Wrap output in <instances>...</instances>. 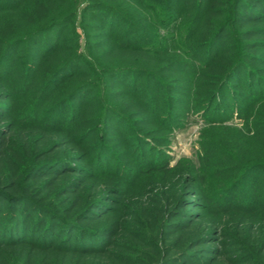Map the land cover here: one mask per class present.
Instances as JSON below:
<instances>
[{
  "label": "rangeland",
  "instance_id": "rangeland-1",
  "mask_svg": "<svg viewBox=\"0 0 264 264\" xmlns=\"http://www.w3.org/2000/svg\"><path fill=\"white\" fill-rule=\"evenodd\" d=\"M77 1L79 9L71 2L56 1L63 9H76L78 15L71 24L75 32L65 41L67 49L61 53V59L55 56L49 67L50 62L42 56V50L27 44L19 52L8 54L12 68L0 63V81L4 78L7 82L3 81L7 91L0 94V112L7 113L3 116L5 119H0V131L4 133V125L14 120L18 105L29 103L39 96L46 78L44 75L53 65H61L70 53L84 55V61L87 62L82 67L84 76L79 80L64 82L56 90L60 98L77 84H94L82 106H79L83 116L78 126L74 127L73 134L68 132L65 135L60 131L52 133L55 135L54 140L46 148L54 142H62V146L59 147L58 143L51 156H44L34 165L48 158L66 157L75 159L74 163L84 167L85 173L83 170L66 168L68 172L54 178L53 170H45L29 180L24 189L28 195H35L36 203L43 205L47 197L54 200L53 204L59 207L57 211L61 213L57 222L61 219L60 222H72L77 228L100 231L102 235H107L106 239L110 242L104 240L106 245H103L100 240L90 239L84 243L88 247H102V256L97 251L69 254L59 249V246L45 250L3 244L0 246V264H205L213 257L221 259L214 264H232L230 260H235L236 264H264V98L255 99L246 119L240 117L238 109H234L230 118L223 122L212 123L204 119L201 106L193 111L191 109L199 101L198 97L193 96L195 87L204 83L205 79L202 76L197 78L190 70L191 65L182 63L183 57L178 55L179 50L172 48L179 41L185 39L184 43L194 35V28L189 31L190 22H184L183 18L180 23L171 21L167 25L156 10L142 14L145 9L142 2L145 0H119L117 3H123L117 4L119 7L109 0H96L107 5L113 4L151 36L157 34L152 39L153 43L170 52L173 49L174 53L167 50L155 54L125 52L115 47L112 28L101 23L99 14H85L83 6L86 0ZM18 2L12 0L10 8H4L8 4L0 3V56L5 44L34 26L35 16L30 13L33 5L28 3L19 10ZM127 5L134 10L126 9ZM134 40L137 44L146 45L136 36ZM189 42L184 44L191 49L192 40ZM29 50L37 53L38 61L28 57ZM122 55L125 56L120 58ZM2 59L0 57V61ZM35 61L36 65L33 64ZM117 61H121V65L143 67L147 72L155 73L158 75L153 78L156 79L155 84L150 85L148 78L140 77L137 88L132 79L117 84L100 74L102 69H110L120 63ZM169 67L172 68L167 71ZM159 79L165 85L174 83L178 88L181 87L184 92H188V98L172 92L173 89H162ZM177 79L182 82H175ZM247 82L244 75L243 84L233 87L245 93L249 87ZM202 86L205 87V84ZM54 96L43 102L46 105L43 107L53 105ZM171 98L180 99L184 104L176 103ZM147 100L149 106L144 104ZM110 109L117 114L113 113V118L108 119L111 128L108 130L107 142L112 141L109 149L118 160L123 161L125 167V171L114 172L117 176L100 173V169L113 170L115 161L108 153L102 152L101 157H98L100 144H105L101 122L103 117L110 115ZM171 111L176 113L181 122L179 125L174 122L166 128L164 119ZM96 123H99L100 133L91 130L96 127ZM17 128H13L15 139L12 143L15 146L20 145ZM21 130L27 132L23 128ZM52 134L50 136L53 137ZM33 139L31 137V141ZM38 144L34 147L42 149L39 157L48 153L46 148L43 149L44 146L39 148ZM28 150L30 155L32 150L36 152L31 146ZM140 151L149 155L145 161L150 167L158 159V153L166 155L169 170L141 169L144 172L138 173L137 168L142 165L139 160L141 155L137 154ZM11 154L16 158L13 152L3 158L14 164ZM3 158L0 159V172L7 171ZM96 158L101 159L99 161ZM133 173H138L134 179L131 178ZM104 175L110 178L105 180ZM239 179H242L241 187L234 193L229 192L227 185ZM109 189L112 191L106 193ZM104 193L108 197L103 210L92 208L85 212L86 216L77 218L82 209L94 201L93 196L97 198ZM0 198V233L8 234L4 229L5 224L10 225L14 218L16 223L11 224V229L21 233L18 216L21 218L23 212L18 213L16 206L7 207L2 196ZM30 213L33 214L29 232L38 219L35 212ZM77 221L79 226H76ZM151 222H155L157 227H152ZM49 223L50 220H46V224ZM72 229L75 228L70 227L69 231ZM38 239L45 241L41 235ZM183 254L187 255L183 257ZM176 258L179 259L174 261ZM249 258L253 262H248Z\"/></svg>",
  "mask_w": 264,
  "mask_h": 264
},
{
  "label": "trees",
  "instance_id": "trees-1",
  "mask_svg": "<svg viewBox=\"0 0 264 264\" xmlns=\"http://www.w3.org/2000/svg\"><path fill=\"white\" fill-rule=\"evenodd\" d=\"M51 1L52 3L49 4L48 0H19V10H22L23 6L28 3L33 5V10H31L30 13L35 16V22H33L34 26L22 31V33L18 35V38L5 44L3 53L0 56L3 59L0 63L12 68L8 61V54H14L16 51L19 52L20 49L27 44H33V46L42 50V56L48 59L49 62L55 56H60V59L62 58L61 53L66 48V46H64L65 41L75 32V30L72 29L71 24L78 15L76 9H73L72 7L63 9L56 4V1L58 3L63 1L66 3L71 2L75 8L79 9L77 7L78 1ZM109 1L115 5L123 4L122 2L117 3L119 0ZM85 2L86 3L83 6L85 14H88L89 12L99 14L101 16V23L103 25H109L112 28L111 31L114 33L113 35L116 39L115 47L117 49L136 54H155L167 50V48L164 50L162 47H158L157 43L152 42V39H155L157 34L151 36L148 31L139 27L134 20L129 19L124 13L115 8L113 4L107 5L102 2L99 3L96 0H86ZM0 3L8 4V7L7 5H4V8H10L12 6V0H0ZM142 3L145 4V9L142 11V14L145 11L151 13L150 11L156 10L161 16V19L164 20L167 25H169L171 21L176 24L180 23L179 21L184 18V22H190L191 27L189 28V31L194 28V35L186 40V42L192 40L194 48L191 44V49L189 45L186 46L184 44L186 42L183 43L185 39L179 41L177 46L175 45L172 47L174 50V47L179 50L178 55L183 57L182 63L187 62L191 65L190 70L197 76V78L202 76V78L205 79L204 83H201L200 85L197 84L195 87L196 93H194L193 96L198 97L199 101L191 110L199 109L201 106V112L204 119L209 120L212 123L227 120L232 115L234 109L240 111L241 118H248L249 108L250 111H252L253 103L256 101L255 99L264 98V77L262 76V74H264V0H145ZM142 3H140V5ZM51 4L53 5L49 6ZM126 7V9H130V11L134 10L129 5ZM128 13L134 15V13ZM102 24L99 25L100 29ZM135 36L139 40L145 42L146 45L135 43ZM171 39H173V37H171ZM173 49L171 52L169 50H167V52L173 54ZM195 53L196 55H194ZM36 55L37 53L35 51L33 52L32 50H29L28 57L38 61ZM123 56L125 55H122L120 58H123ZM65 57H67L65 62L61 65H53L47 74L44 75L46 78H44V83L40 88L39 96L29 101V103L18 105V112L13 116L14 120L4 125V133L0 131V159L2 160L7 153L9 154L12 152L16 156L15 158L12 154L10 155L15 161L14 164L10 161H6V158H3V163L7 167V171L0 172V197L2 196L3 200L7 203V207L13 206L15 208L16 206V211H18V213L20 211L23 212L21 218L18 216L19 223H21L22 226L20 230L21 233L18 234L15 229H11V224L16 223V219L14 218L15 220L13 219V222H11L10 225L7 223L5 224L4 229L8 234L5 235L3 232L0 233V246L3 244L4 246L19 245L18 247L23 249L42 248L45 250L59 246V249H63V251H66L69 254L79 253L81 255L97 251V254L102 256V247H88L85 246L84 243L86 240L89 241L91 239L100 240L103 245H106L104 240L110 242L106 239L107 235H102V232L100 231L74 227V223L72 222L62 223L60 222L62 221L61 219L57 222L60 217L59 214L61 213L57 211L59 210V207L53 204L55 201L47 197L43 200V205L36 203L34 201L35 198L33 197L35 195H28L29 193H26L27 191L24 189V186L29 180L38 176L39 173L41 174L45 172V170H53L52 174L55 176L54 178L63 176L68 172L67 169L72 171L76 169L77 171L83 170V173H85L84 167H81L78 163H74L75 159L66 157L48 158L46 161L34 165L37 161L43 159L44 156H51L54 150L57 149L55 146L59 144V147L62 146V142H54L48 147V149L46 148V145H49L54 140L55 135L52 133H57L59 131L63 132L65 135L69 134L68 132H71V134L74 133V127L78 126V123L80 122L79 119L83 116V110L79 109L82 106L81 103L86 100V95H88V93L94 88V84H91L90 82L79 85L77 84L67 95L60 98L57 96L58 92H56V90L59 85H62L67 81L79 80L84 76L82 70L83 64L86 62L84 61V55L82 53L75 54L74 52ZM19 58L22 60L21 55ZM37 61L33 64L36 65ZM117 62L120 63L112 66L110 69H102L100 74L104 77H109L117 84H123L126 80L132 79L134 87L137 88L138 79L140 77L148 78V84L150 85L155 84L154 81L156 79L153 78L158 77L155 73H149L143 67L125 66L121 65V61ZM48 64L50 67L51 62ZM171 68L172 67H169L166 70L169 71ZM244 75H246L248 80L247 84H249L245 93L237 87H233H239L243 84ZM193 77L194 75H192V78ZM2 80L5 82L4 78H2ZM3 81H0V94H4L7 91ZM175 82L180 83L182 81H178L177 79ZM159 83V87L162 89H173L174 91L172 92L188 98V92H184L181 87L178 88L173 85L174 83L171 85H165L161 80ZM203 84H205V87L202 86ZM134 89L136 92L138 91L136 88ZM2 91L4 92L1 93ZM53 94H55L53 98L55 102L53 105L48 108L43 107L46 106L43 105V102H47L48 98ZM38 99L40 100V103ZM172 100L176 103L184 104L180 99L175 98ZM76 103H78V105ZM144 104L149 106V100ZM13 110L14 108H12V111ZM109 113L110 115L107 117L105 116L106 118L103 117L101 122L102 131L99 123H96V127L91 130L96 133H100L101 131L104 134L103 138L105 144H103V142L100 144L102 148L100 147L98 150L99 156H97L101 157L102 152L108 153V156L111 157V159H114H112V161H115V167L113 170L109 169V171H103V169H100V173L117 176L115 173L118 171H125V167L122 165L123 161L118 160L115 154L112 153V150L109 149L112 141L107 142V137L109 136L108 130L111 128L108 119L113 118L111 115L113 113L117 114V112L110 109ZM5 114L7 113L1 111L0 119H5L3 117L6 116ZM164 122L167 124L165 127H168L174 122L179 125L181 119L176 113L171 111L164 119ZM15 126L20 130L19 134L18 130L16 131L18 143L20 144L18 146H15L12 143L15 139L13 134V128H15ZM22 128L27 130V132L21 130ZM50 134L54 136L52 137ZM31 137H34L33 141H31ZM19 138L22 140L20 141ZM35 144H38L39 148L44 146L43 149L46 148L48 153L39 157V152L42 149L34 147ZM30 146L33 149L35 148L36 151L33 152L32 150L31 155L28 150L30 149ZM137 154L141 155L139 156V160H141L142 163V165L137 168L138 173L146 169L153 170L156 168H162L163 171L169 170L167 169L168 159L166 155L158 153V159L154 165L150 167L151 165H146L145 161V159H148L147 156L149 155H147L145 151L144 153L143 151H140V153L138 152ZM97 159L100 161L101 158H96V160ZM107 166L111 168V164L108 162ZM138 173H133L131 178L134 179L137 177ZM111 177L114 178V176ZM109 178L110 177L107 176L103 177L105 180ZM53 180L55 181L56 179ZM23 183L24 185L22 187L21 184ZM169 184L170 182H168V185ZM241 185L242 179L235 180L232 184L227 185V190L234 193V191H236L238 187H241ZM163 186L166 185L163 184ZM111 191L112 190L109 189L106 193H110ZM106 193L97 198H95L96 196H93L94 201L83 208L77 218L82 217V215L86 216L84 215L85 212H89L92 208H100L103 210L106 205V198L108 197V194ZM56 196L53 197L55 198ZM3 200L2 204H4ZM262 208L264 211V207ZM30 212H35L38 218L35 225H33V227L31 226V232L28 231L31 215L33 214ZM42 216L45 217L42 219ZM97 217H101V215ZM87 218L89 217L87 216ZM46 220H50V223L46 224ZM76 224V226H79L78 221ZM151 225L152 227H157L155 222H151ZM70 227L75 229H72L70 232ZM64 231H66L65 239H63ZM39 235H41L45 241L38 239ZM74 239L77 240L74 241ZM186 255L187 254H183L181 256L184 257ZM193 255L195 256L196 254ZM178 259L179 258H176L174 261ZM220 260L219 257H213L205 262V264H214ZM247 261L253 262L250 258ZM230 262L232 264L237 263L235 260H230Z\"/></svg>",
  "mask_w": 264,
  "mask_h": 264
}]
</instances>
